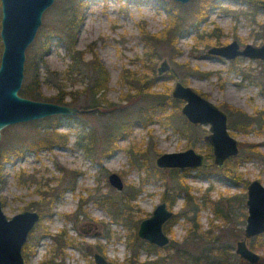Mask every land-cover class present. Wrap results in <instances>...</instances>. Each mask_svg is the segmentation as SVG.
I'll use <instances>...</instances> for the list:
<instances>
[{
	"label": "rangeland",
	"instance_id": "1",
	"mask_svg": "<svg viewBox=\"0 0 264 264\" xmlns=\"http://www.w3.org/2000/svg\"><path fill=\"white\" fill-rule=\"evenodd\" d=\"M66 1L54 0L47 8V12H44L42 21L52 23L57 18L59 6ZM173 1L175 2L81 0L82 19L76 30L74 44L76 48L86 50L85 59L92 56L88 46L93 44L94 50L109 72L106 98L117 102L121 92H125L118 83L122 66L144 70L139 61L144 53L140 25H145L150 32H157L166 26L171 16L179 14L185 17V21L177 37L180 52L173 57L174 60L188 62L189 66L199 71H208L207 75L202 76L190 74L188 84L224 110L227 106L233 105L256 116L264 112V59L240 56L227 60L207 51L212 45L225 44L232 39H237L241 46L246 43L255 45L264 43V7L257 9L255 20L252 21L247 14L251 9L243 0H189L185 3ZM204 3L203 13L199 17L193 16V11L198 10ZM213 33L219 34V37L210 36ZM216 39L217 44L206 45L207 41L213 42ZM34 41L35 39L26 49V54ZM46 43L39 57L45 60L49 70H45V65L38 66L41 77L45 78L42 83L44 93L54 94L57 92L55 85L58 84L66 90L82 88L83 82L88 80L86 75L79 74L68 78L65 76L64 70L70 58L62 41L53 35ZM31 47L35 51L36 44ZM171 50L168 45L160 46L154 67L155 88L167 90L170 97L176 78L167 74L168 69L159 73L158 66L162 60H166L169 68L171 67ZM70 97L69 94L66 95L67 100ZM182 103L180 101L178 107L166 104L162 108H156L153 119L146 123L137 119L140 103L117 109L113 113L56 114L60 117L56 129L69 132L67 145H52L38 151L30 149L10 155V160L4 165V183L0 189L4 212L10 217L28 208L32 200H39L40 194L36 191L39 184L46 183L41 186V191L44 193L49 191V195L51 192L52 194L60 192L50 206L52 214L42 219V223L51 233H57L63 228L74 240L75 246L65 247L64 255L55 259L59 264H73L71 257L76 258V264H93L92 256L85 250L86 243L100 244L107 257L112 260L111 264H162L161 260L166 264H184L183 258L179 256L184 250L191 255H197L203 248L219 242L230 244L231 251L235 253V242L243 235L247 214L246 184L254 178L260 179L264 184V116H261L254 129L251 125L247 132L232 128L228 116L229 132L238 139L240 150L245 144H251L256 150L248 159L238 164L240 180H231L225 174V170L222 171L214 164L212 156L206 157L203 165L197 168H175L178 169L175 178L190 188V199L185 191H180L175 202L171 204V209L174 213H179L188 209L193 200L197 201L201 230L214 229V232H208L211 236L209 241L207 238H194L188 233L190 223L185 217L176 216L167 230L171 238L170 245L158 250H148L142 246L137 257L133 258L126 243L127 227L123 221L112 218L95 200L99 192L100 196H107L108 199L121 200L125 191L132 187L138 188L136 197L128 203L131 215L136 220L134 231L137 234L139 220L151 214L154 206L161 201L165 188L175 181L169 172L174 168L157 167L154 161L156 156L162 152L180 151L189 146L204 154L208 152L212 154L210 144L203 139V134L209 131L208 123L195 126L197 138L192 143H189L181 132L166 123V116L170 112L179 110L181 113ZM56 115L5 126L1 130L0 148L7 143L8 137L13 135L35 136L40 131L36 125L50 127ZM181 115L173 116L171 121L180 124L181 118L185 119L183 114ZM113 119L133 121L130 131L118 138V149L115 151L108 154L98 151L87 155L75 144L78 121L93 126L100 139V146H103L101 141L104 126ZM130 146L139 148L142 150L141 153L140 151L129 153L127 148ZM132 157L137 158L136 165L131 163ZM109 172H116L121 176L124 183L121 190L109 184L107 180ZM203 195L217 203L224 218L214 215L211 202L202 203ZM230 195L236 196L230 199ZM48 201L49 197L45 203ZM81 222H92L95 225L93 231L99 232V235L82 234L78 227ZM227 228L236 233L234 235L228 233L226 237L224 229ZM260 236L257 249L254 250L261 258L264 257V233ZM248 241L251 243V238ZM53 246L51 237L39 236L38 255L29 257L26 264H42L41 258L44 259Z\"/></svg>",
	"mask_w": 264,
	"mask_h": 264
},
{
	"label": "trees",
	"instance_id": "2",
	"mask_svg": "<svg viewBox=\"0 0 264 264\" xmlns=\"http://www.w3.org/2000/svg\"><path fill=\"white\" fill-rule=\"evenodd\" d=\"M172 3L175 1L170 0ZM247 3V6L251 9V12L247 13L252 21L255 20V12L258 8L264 7V0H243ZM205 3L196 11H193V16L199 17L203 13ZM81 0H67L65 4L59 6L57 18L52 22L42 21L37 35L35 37L36 44L35 51L30 46L26 54V63L24 68V78L22 85L19 89V93L23 96L38 99V100H49L58 103L65 104H78L80 108L88 109L87 112H108L113 113L117 109H124L132 106L136 103H140L138 120L146 123L154 117L156 108H162L166 104H171L174 107L179 106L180 100L170 97L167 90H159L155 88L154 80V67L156 60L155 58L159 55V47L162 45H168L171 47L170 59L172 61L171 67L168 69L167 74L174 78H180L184 83H188V76L190 74L196 75H207L208 71H199L195 67L189 66L188 62L175 61V57L180 52V48L177 46V37L184 27L185 17L176 14L171 16L172 18L160 31L150 32L145 25H140V35L144 44V53L139 61L141 62L143 71L130 69L129 67L122 66L119 71L118 83L125 89V92H121L119 100L117 102L108 100L106 98V90L108 89L109 72L101 61L97 52L94 50L93 44H89L88 49L92 53L89 59H85L84 55L86 50L78 49L75 47V34L82 19L81 17ZM47 12V10H46ZM258 35L254 33V35ZM57 36L65 46L70 62L67 64L64 73L65 76L71 77L74 75H86L87 81L83 82V87L66 90L61 85H55L57 92L54 94H45L42 90V83L45 81L39 72L38 66L40 64L45 65V70L48 71V67L45 60L39 57L40 52L46 47V41L51 36ZM210 36L219 37V34L213 33ZM206 45L217 44L218 39L213 42H206ZM2 51V43L0 40V56ZM35 53V54H34ZM36 55V56H34ZM35 58V60H34ZM33 62V63H32ZM57 74V72L55 71ZM166 87V86H165ZM70 95V99H66V95ZM230 116V126L234 129H238L243 132H247L253 121H259L261 116H264V112L254 116L242 110L241 108L233 105L227 106L225 109ZM182 112H170L167 117V124L174 127V129L181 132L188 140L189 143L194 142L197 138V132L195 125L182 119L181 123L176 124V121L172 122L171 118L175 115L182 116ZM184 116V115H183ZM59 116L53 117V124L49 126H38L36 128L40 131L35 136H23L20 134L8 137L7 143L0 148V189L4 183V165L10 160L11 154H19L25 150L38 151L41 148L51 147L52 145L66 146L69 140V132L57 130L56 126L59 123ZM184 120V121H183ZM79 122V127L76 130L75 144L80 146L87 155L95 154L100 151L103 154L118 149L117 140L120 136L128 133L131 128L132 120L127 119L118 121L113 119L111 122L104 126L103 141L100 146V139L97 137L96 130L93 126L88 125L84 121ZM42 128V130H41ZM50 128V129H49ZM123 131V132H122ZM209 146V145H208ZM210 148V146H209ZM127 150L131 153H137L141 151L139 148L135 149L134 146H130ZM255 148L251 144L243 145L237 156L231 157L227 160L224 168L225 174L230 177L233 181L241 179V172L238 171V164L250 157L255 153ZM207 156H212L211 152L207 153ZM137 158L132 157L131 163L136 165ZM176 172V170H174ZM175 181L171 186L166 187L163 196L169 195V191L179 192L185 191L189 195V186L185 185L181 180H177L175 175L172 176ZM46 183L38 185L36 191L40 194L38 202H33L29 207L41 209L46 206L45 201L50 196L48 193L41 191V186ZM138 188L132 187L129 189V193L122 197L121 200L115 201L112 198L108 199L107 196L99 195L95 196V200L98 204L102 205L107 209L109 214L114 219L123 221L128 229L126 234L127 247L131 250V255L136 258L139 249L144 246L148 250H157L153 244L145 243L140 240L136 231H134L135 219L131 215L130 205L127 203L131 198H134L138 193ZM130 194V195H129ZM162 198L164 199V197ZM236 196V195H235ZM230 195L229 198L235 197ZM209 201L212 203V210L214 215L217 217L224 218L220 211V207L217 203L211 200L208 196L203 195L202 203ZM49 204V203H48ZM198 207L199 203L195 200L192 201L190 208L185 212L186 218L190 225L188 227V233L194 238H207L211 240V236L208 232H214L213 228L201 230L198 220ZM212 221V220H211ZM217 228V227H216ZM213 230V231H212ZM216 231V229H215ZM224 235L227 237L228 233L234 235L236 232L229 228L224 229ZM261 234L251 238L249 243L252 249H257L258 240ZM221 238V237H220ZM184 264H251L239 257L238 254L231 251V245L223 242L214 244L213 246L203 248L202 252L197 255H191L188 251L184 250L181 255ZM163 264L164 261L162 262ZM256 264H264V257H261L259 262Z\"/></svg>",
	"mask_w": 264,
	"mask_h": 264
},
{
	"label": "water",
	"instance_id": "3",
	"mask_svg": "<svg viewBox=\"0 0 264 264\" xmlns=\"http://www.w3.org/2000/svg\"><path fill=\"white\" fill-rule=\"evenodd\" d=\"M176 1L185 3L189 0ZM53 2L54 0H0V139L1 130L10 124L56 114L75 115L88 111L74 104L38 100L19 93L24 78L26 49L35 39L42 16ZM207 51L227 60L240 56L264 59V43H246L241 46L237 39L212 45ZM167 69L169 64L162 60L158 72L162 73ZM171 96L183 102L181 112L189 123L209 124V131L203 134V139L212 148L214 164L223 169L225 161L239 153V141L228 129L227 112L180 78L175 79ZM205 159L204 153L190 146L180 151L162 152L154 161L158 167L196 168ZM108 182L119 190L124 186L121 176L116 172L108 174ZM246 205L243 236L236 240L234 251L247 262L256 264L260 260V254L249 246L247 239L264 233V184L259 179L248 183ZM171 214L172 211L166 207L165 202L159 203L152 215L140 221L138 236L159 246L168 243L169 236L163 231L162 223ZM38 219V212L30 209H23L8 217L0 197V264H24L22 245ZM95 258L98 264L106 263L105 258L98 253Z\"/></svg>",
	"mask_w": 264,
	"mask_h": 264
},
{
	"label": "flooded vegetation",
	"instance_id": "4",
	"mask_svg": "<svg viewBox=\"0 0 264 264\" xmlns=\"http://www.w3.org/2000/svg\"><path fill=\"white\" fill-rule=\"evenodd\" d=\"M222 108V107H221ZM254 116H256L255 114H252ZM257 117V116H256ZM259 121H253L252 122V126H253V129H254V126L256 127V124L258 123ZM195 125V124H194ZM199 125V124H197ZM195 125V126H197ZM208 132V131H207ZM190 147V146H189ZM192 147V146H191ZM188 148V147H187ZM186 149V148H185ZM142 151V150H141ZM140 151V153H141ZM239 152H240V146H239ZM131 153V152H129ZM239 154V153H238ZM237 154V155H238ZM159 155V154H158ZM157 155V156H158ZM236 155V156H237ZM206 157L207 154H205ZM228 160V159H227ZM227 160L225 161L224 163V166H223V169H221L222 171H224V168L226 166V162ZM203 165V164H202ZM158 167V166H157ZM200 167V166H199ZM159 168H174V169H170L169 172L172 173V176L173 174L175 175V172L174 170H178V169H175V168H178V167H159ZM186 168V167H184ZM197 168V167H196ZM219 168V167H218ZM181 169V168H180ZM220 169V168H219ZM160 170V169H158ZM161 171V170H160ZM110 173V172H109ZM108 173V174H109ZM254 179H258V178H254ZM107 180H108V175H107ZM253 180V179H251ZM250 180V181H251ZM260 180V179H259ZM249 181V182H250ZM261 181V180H260ZM248 182V183H249ZM262 182V181H261ZM248 183L246 184V198H247V185ZM263 183V182H262ZM110 184V183H109ZM166 190V188H165ZM164 190V192H165ZM139 191V190H138ZM169 195H165L163 196V193H162V196L164 197V199L162 198L161 196V201H159L155 206L154 208L161 202H165L166 203V207L172 211V214L162 223V229L163 231L169 236V234L167 233V230H168V226L169 224L176 218V216H183L185 217L186 221L189 223V221L187 220L186 218V215H185V212L190 208L186 209V210H182L180 211L179 213H174L173 210L171 209V204L173 202H175V199L177 197V194L180 192H172V191H169ZM46 193H50L49 191L46 192ZM60 192H58L57 194H52L51 192V195L48 196L49 197V201L46 202V206L41 209H37V208H31V207H28V208H25V209H30V210H35L36 212H38L39 214V219L35 222L33 228L29 231L28 235H27V239L26 241L24 242V244L22 245V255H23V258H24V264H26V262L28 261V258L29 257H32V256H36L38 255V250H37V246H38V237H46V236H49L52 238L53 242H54V246L53 248H50L47 252V254L45 255V258H41V263L42 264H59V262H57L55 259H57V257H60L62 255H64L65 251H64V248L67 247V246H75V243H74V240L72 239L71 236H69L66 232L65 229L61 228L59 229V231L57 233H51L48 229H47V226L44 225L42 223V219L45 217V216H50L52 214V211H51V204L53 203V201L56 199L57 195H59ZM129 193V191H125V195H127ZM93 195V194H92ZM91 195V197H92ZM124 195V196H125ZM130 195V194H129ZM136 197V196H135ZM189 199H190V194H189ZM124 198V197H123ZM39 199H40V196H39ZM133 199V198H131ZM119 201V200H117ZM33 202H36L34 200H32V202L30 203V205L33 203ZM38 202V200H37ZM120 202V201H119ZM49 203V204H48ZM127 203H129V199H127ZM245 204H246V199H245ZM103 207V206H102ZM105 208V207H104ZM153 208V210H154ZM246 208H247V205H246ZM106 209V208H105ZM107 210V209H106ZM152 210V212H153ZM152 212L150 215H152ZM150 215L146 216V217H143L139 220L138 222V227H139V224H140V221L144 218H147L149 217ZM247 216V214H246ZM124 223V222H123ZM245 224H246V217H245ZM125 225V223H124ZM126 226V225H125ZM79 230L82 234H84L85 236H97L99 235V232H96V231H93V229L95 228V225L92 223V222H81L79 224ZM138 227H137V230H138ZM245 227V225H244ZM244 231V229H243ZM138 235V234H137ZM243 236V235H242ZM241 236V237H242ZM107 237V236H106ZM139 237V236H138ZM239 237V238H241ZM140 238V237H139ZM238 238V239H239ZM249 239V238H248ZM247 239V242L249 244V241ZM140 240L144 241L145 243H149L147 241H145L143 238H140ZM170 241H171V238L169 236V242L162 245V246H159L157 244H154V243H149V244H153L156 246V249L158 250L159 248H163V247H166L167 245H170ZM79 246V245H76V247ZM250 246V245H249ZM96 247V248H95ZM85 250L89 253V255L92 256V259H91V263L93 264H98L97 261H96V258H95V254L98 253L100 255H102L105 260H106V263L105 264H111L112 263V260H110L109 257H107V255L105 254L103 248L99 245H92V244H88L86 243L85 244ZM48 255V256H47ZM182 258V257H181ZM72 259V263L73 264H76V258L75 257H71ZM161 263L163 262L162 260L160 261ZM163 264V263H162Z\"/></svg>",
	"mask_w": 264,
	"mask_h": 264
}]
</instances>
